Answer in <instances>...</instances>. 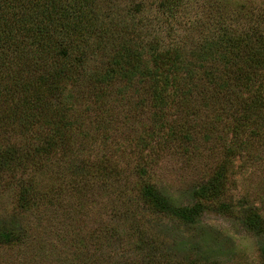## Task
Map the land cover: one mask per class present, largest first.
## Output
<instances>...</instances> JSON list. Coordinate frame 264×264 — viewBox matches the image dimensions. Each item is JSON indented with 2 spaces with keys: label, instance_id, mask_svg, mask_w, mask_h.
<instances>
[{
  "label": "trees",
  "instance_id": "1",
  "mask_svg": "<svg viewBox=\"0 0 264 264\" xmlns=\"http://www.w3.org/2000/svg\"><path fill=\"white\" fill-rule=\"evenodd\" d=\"M264 161V0H0V248L13 264H191ZM192 177L188 204L165 174ZM180 230V232H179ZM0 264H9L2 262Z\"/></svg>",
  "mask_w": 264,
  "mask_h": 264
},
{
  "label": "rangeland",
  "instance_id": "2",
  "mask_svg": "<svg viewBox=\"0 0 264 264\" xmlns=\"http://www.w3.org/2000/svg\"><path fill=\"white\" fill-rule=\"evenodd\" d=\"M167 167H174V171L166 173L164 178L172 195L179 198L183 204H188L184 191L192 183V177L184 174L180 177L176 170L180 163H171ZM237 186L231 192L233 200H247L253 204L264 219V161L253 159L247 171L236 176ZM195 230L180 228L187 235L199 237L204 235L208 245L214 253L208 254L207 260H199L191 264H264V232L255 234L230 215H224L212 210H206L199 222L194 225ZM180 232V230H179ZM17 254L16 248H0V263L13 264Z\"/></svg>",
  "mask_w": 264,
  "mask_h": 264
}]
</instances>
